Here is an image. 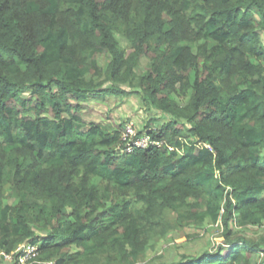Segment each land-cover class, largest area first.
<instances>
[{
	"label": "trees",
	"instance_id": "1",
	"mask_svg": "<svg viewBox=\"0 0 264 264\" xmlns=\"http://www.w3.org/2000/svg\"><path fill=\"white\" fill-rule=\"evenodd\" d=\"M262 31L264 0H0V250L138 264L156 235L209 219L224 247L170 264H250L259 244L235 228L264 225ZM87 74L172 117L139 132L162 147L119 154V131L83 120L103 85Z\"/></svg>",
	"mask_w": 264,
	"mask_h": 264
},
{
	"label": "rangeland",
	"instance_id": "2",
	"mask_svg": "<svg viewBox=\"0 0 264 264\" xmlns=\"http://www.w3.org/2000/svg\"><path fill=\"white\" fill-rule=\"evenodd\" d=\"M260 35L264 45V31L260 32ZM116 39L127 53L131 50L130 44L126 39L119 35H116ZM108 62V55H102L98 59V64L103 70L106 68ZM86 78H92L94 81L103 85L98 87L96 93L90 94L87 101L79 103L83 108L81 109V117L85 121L102 123L103 126L107 127L108 131H113L111 126H115L119 132H121L126 125L132 124L138 132H144L149 128L159 130L164 124L173 120V118L168 115L147 108L142 100L134 94H129L128 96L101 95L103 94L101 90L110 85H117L119 88L129 93L131 89L127 84L106 83L105 76L101 74L99 76L87 74ZM29 96L30 94L28 92L22 94L23 98ZM172 97L181 107L187 104L188 96L173 95ZM63 117H68V115L64 113ZM177 127L187 131L190 124L182 119L178 121ZM95 181H97V179ZM8 187L9 185L6 186L7 189ZM206 198H203V205H205ZM188 201L193 202V199L189 198ZM16 202V197L12 198L11 196L3 200L4 204H15ZM176 216L175 213H168L167 221L169 225L175 223ZM31 226L37 234L44 235L46 233L35 224H31ZM235 232L239 236L259 244L260 251H252L251 253H247V256L250 264H261L264 261V225L236 227ZM221 233V227L209 219L199 224L190 223L185 226L170 228L166 230V232L164 230L159 236L156 235V237L149 240L145 254L138 264H170L183 260L184 258L198 257L204 252L218 251L220 248L224 247L222 245ZM78 250L79 249L75 246L67 248L68 252H75ZM49 260L52 259L44 258L42 253L38 252V255L33 257L26 264H44ZM0 264H15V260L0 257Z\"/></svg>",
	"mask_w": 264,
	"mask_h": 264
},
{
	"label": "built area",
	"instance_id": "3",
	"mask_svg": "<svg viewBox=\"0 0 264 264\" xmlns=\"http://www.w3.org/2000/svg\"><path fill=\"white\" fill-rule=\"evenodd\" d=\"M121 148L119 154L131 153L136 149H147L149 146L162 147L163 142L153 139L148 134H139L132 124L126 125L120 132ZM207 146V145H206ZM208 147V146H207ZM209 148V147H208ZM38 245L24 243L20 245L14 254H6L0 250V257L14 259L15 264H26L33 257L38 255ZM44 264H55L53 260L46 261Z\"/></svg>",
	"mask_w": 264,
	"mask_h": 264
},
{
	"label": "crops",
	"instance_id": "4",
	"mask_svg": "<svg viewBox=\"0 0 264 264\" xmlns=\"http://www.w3.org/2000/svg\"><path fill=\"white\" fill-rule=\"evenodd\" d=\"M98 124H100V125H102V123H98ZM103 126V125H102ZM103 127H105V126H103ZM112 127V129H113V131H118V129H117V127H113V126H111ZM106 129H107V127H105ZM108 130V129H107ZM111 132V131H110Z\"/></svg>",
	"mask_w": 264,
	"mask_h": 264
},
{
	"label": "water",
	"instance_id": "5",
	"mask_svg": "<svg viewBox=\"0 0 264 264\" xmlns=\"http://www.w3.org/2000/svg\"><path fill=\"white\" fill-rule=\"evenodd\" d=\"M263 251H264V249H263ZM261 264H264V261Z\"/></svg>",
	"mask_w": 264,
	"mask_h": 264
}]
</instances>
